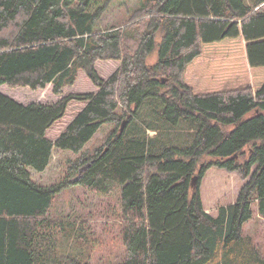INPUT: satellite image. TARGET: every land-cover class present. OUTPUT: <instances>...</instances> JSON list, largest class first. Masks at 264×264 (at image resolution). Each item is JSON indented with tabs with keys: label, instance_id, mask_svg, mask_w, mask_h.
Instances as JSON below:
<instances>
[{
	"label": "trees",
	"instance_id": "obj_1",
	"mask_svg": "<svg viewBox=\"0 0 264 264\" xmlns=\"http://www.w3.org/2000/svg\"><path fill=\"white\" fill-rule=\"evenodd\" d=\"M112 1L0 0V85L62 95L86 82L50 104L0 92V264H51L37 239L73 185L120 189L115 264H264L242 232L253 203L264 217V0H143L122 29L98 27ZM147 100L152 116L127 133ZM151 121L190 130L169 144ZM106 122V145L86 157ZM54 147L79 154L69 174L34 182ZM210 167L246 178L216 216L198 188Z\"/></svg>",
	"mask_w": 264,
	"mask_h": 264
},
{
	"label": "rangeland",
	"instance_id": "obj_2",
	"mask_svg": "<svg viewBox=\"0 0 264 264\" xmlns=\"http://www.w3.org/2000/svg\"><path fill=\"white\" fill-rule=\"evenodd\" d=\"M142 4L143 0H113L102 14L98 27L107 29L114 26V28L122 29L127 24L126 20ZM153 58L147 59V62L152 63ZM102 66L100 72L104 75L113 71L105 64ZM79 84L82 88L86 86L81 76L76 81V86ZM76 86L64 87L63 94L75 89ZM51 89L52 84L46 85L43 89H37V91L25 86L0 85V92L22 104L31 102L50 104L63 95H56ZM151 104L149 100L143 103L138 117L133 120V124L129 125L127 133L142 132L140 129L142 127L137 129L135 121L139 122L142 118L148 119L152 116ZM113 126L114 124L109 122L99 126L91 140H88L82 149L86 157H90L99 147L103 148L106 145L107 139L114 130ZM153 126L157 129L147 130L149 135H154L158 131L164 138H168L169 144L180 146L184 138L182 135L188 134L190 130L185 123L170 126L155 122ZM178 134L179 136L176 137ZM179 138L181 140H177ZM78 155L73 151L54 147L50 162L43 171L30 169L32 179L43 185L62 180L69 174L68 167L76 161ZM239 173L218 167H210L205 171L198 188L203 208L208 214L216 216L219 207L235 202L241 186L246 181V178ZM77 176L78 174L69 180ZM119 190L113 185L109 191L100 194L95 193L89 187L73 185L56 195L49 209L48 220L41 228L39 239H37V241H42L43 249L46 250V255L49 256L47 259L51 264H73V260L79 261L80 264H115L123 258L124 246L121 244L119 231L121 229V218H119L121 192ZM251 212L252 217L242 225V232L244 239L249 240V248L254 251L257 249L262 255L264 254V217L256 212L255 203L252 204Z\"/></svg>",
	"mask_w": 264,
	"mask_h": 264
},
{
	"label": "water",
	"instance_id": "obj_3",
	"mask_svg": "<svg viewBox=\"0 0 264 264\" xmlns=\"http://www.w3.org/2000/svg\"><path fill=\"white\" fill-rule=\"evenodd\" d=\"M123 125H125V122L124 121H122L121 122V125H119L120 126V130L123 128ZM87 166H89V163H87L86 165L82 166L81 170L86 169ZM190 182H191L190 183L191 184V187L194 188L196 186V184H197V176L193 175L191 177V181Z\"/></svg>",
	"mask_w": 264,
	"mask_h": 264
}]
</instances>
